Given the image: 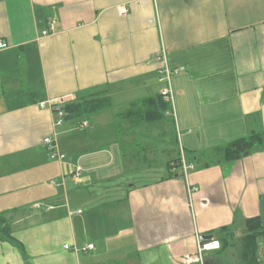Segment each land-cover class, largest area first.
Listing matches in <instances>:
<instances>
[{"label":"crops","instance_id":"1","mask_svg":"<svg viewBox=\"0 0 264 264\" xmlns=\"http://www.w3.org/2000/svg\"><path fill=\"white\" fill-rule=\"evenodd\" d=\"M0 40V213L24 248L0 239V264H199L198 240L264 221V150L213 153L264 132V0H0ZM162 51L173 103L136 122ZM96 93L84 128L40 106Z\"/></svg>","mask_w":264,"mask_h":264},{"label":"trees","instance_id":"2","mask_svg":"<svg viewBox=\"0 0 264 264\" xmlns=\"http://www.w3.org/2000/svg\"><path fill=\"white\" fill-rule=\"evenodd\" d=\"M27 95H30V93H27ZM109 104L110 97L106 93L82 96L75 101L65 102L60 107L63 112L62 121L80 120L82 122L96 112L108 107ZM169 105V102L159 95L131 103L127 106L126 111L131 113V119L136 122L149 123L166 117V112L170 108ZM259 149L264 150V132L253 130L245 137L213 149V153L217 156L218 161L227 162L240 159ZM180 159L181 157H178L175 161L168 163L170 174H174L171 173L172 168L175 166V162L180 161ZM212 233L217 237V241L221 242V248L217 251V255L211 264H260L258 253L260 244L262 241L264 243V221L260 216L246 220L244 235L239 248L240 252L234 261L226 258L224 253L226 246L233 240L234 233L229 232L227 227L216 229ZM0 239L11 243L24 255L23 245L12 235L11 228L3 213H0Z\"/></svg>","mask_w":264,"mask_h":264},{"label":"built area","instance_id":"3","mask_svg":"<svg viewBox=\"0 0 264 264\" xmlns=\"http://www.w3.org/2000/svg\"><path fill=\"white\" fill-rule=\"evenodd\" d=\"M53 30V23H50L48 28L44 31H42V35H48L52 32ZM6 44L0 40V49L4 48ZM159 60L163 61V66L162 69L159 71V76L158 80L159 82L163 83L164 86L160 90V95L168 102L173 103V97H172V86H171V77L174 71L170 69V67L166 63L165 59V53L162 51L160 56L158 57ZM65 99L64 98H59L56 101H42L40 102V106L45 107L48 105V107L51 109L53 113V118H54V124L59 125L62 122L63 119V112L60 109L61 105L64 103ZM173 110V109H172ZM174 111V110H173ZM87 125L86 121L81 122L80 127L84 128ZM44 144L48 145V149L50 151V155L53 159H58L61 160L65 157V154L62 153L57 145L55 143H52L50 138H45L43 140ZM181 169L182 171L186 174L188 170H191L193 166L189 163H186L184 161L183 155H181ZM78 174V173H77ZM65 248H68L65 246ZM219 248V242L217 240L210 239L208 241H197L196 245V256H188L185 258L186 262H198L199 264H203V258H202V253L204 251L208 250H216ZM86 249H93L92 244H88L86 246ZM259 259H260V264H264V249L260 250L259 253Z\"/></svg>","mask_w":264,"mask_h":264},{"label":"rangeland","instance_id":"4","mask_svg":"<svg viewBox=\"0 0 264 264\" xmlns=\"http://www.w3.org/2000/svg\"><path fill=\"white\" fill-rule=\"evenodd\" d=\"M161 169L164 170L163 167H156L155 171L158 172ZM243 235H244V229L243 228L238 229L234 232V239L232 242L233 245L228 248V253L225 256L230 261H234V259L236 258V255L238 256V251H239V247H240V243H241V239H242ZM262 249H264V247H262L260 250H262Z\"/></svg>","mask_w":264,"mask_h":264},{"label":"water","instance_id":"5","mask_svg":"<svg viewBox=\"0 0 264 264\" xmlns=\"http://www.w3.org/2000/svg\"><path fill=\"white\" fill-rule=\"evenodd\" d=\"M201 238H203V239H209V238H212V235L202 236Z\"/></svg>","mask_w":264,"mask_h":264}]
</instances>
